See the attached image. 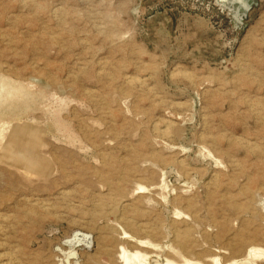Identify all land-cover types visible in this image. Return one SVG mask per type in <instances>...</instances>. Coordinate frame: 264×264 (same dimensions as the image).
<instances>
[{
	"label": "rangeland",
	"instance_id": "374dc122",
	"mask_svg": "<svg viewBox=\"0 0 264 264\" xmlns=\"http://www.w3.org/2000/svg\"><path fill=\"white\" fill-rule=\"evenodd\" d=\"M0 77V264L264 251V0H0Z\"/></svg>",
	"mask_w": 264,
	"mask_h": 264
},
{
	"label": "bare ground",
	"instance_id": "6f19581e",
	"mask_svg": "<svg viewBox=\"0 0 264 264\" xmlns=\"http://www.w3.org/2000/svg\"><path fill=\"white\" fill-rule=\"evenodd\" d=\"M8 78V77H7ZM4 79V78H3ZM0 80H1V77H0ZM5 80H6V77H5ZM10 81V80H9ZM9 83V82H8ZM132 83V82H131ZM11 84V83H10ZM13 85H15V84H13ZM16 85H19L18 83L16 84ZM15 85V86H16ZM19 87V86H18ZM22 87V86H21ZM25 87V86H24ZM23 87V88H24ZM26 88V87H25ZM24 88V92L26 91V89ZM15 88L13 87V91H15L14 90ZM19 89V88H18ZM1 90H3V91H6V93L7 94H9V95H11L12 96V94H13V97H15L16 95H19L18 93L19 92H17V90H16V92H17V94H15L14 95V92L13 91H11V90H9V88H8V86H7V84H5V83H3V82H0V104H2V103H5V99H3V97H2V93H1ZM23 89H21V92H23L22 91ZM28 91V90H27ZM27 91H26V93H27ZM13 92V93H12ZM15 92V93H16ZM30 92V91H29ZM28 92V93H29ZM25 94V96L27 95V97H28V95L29 94ZM6 94V95H7ZM23 94V95H24ZM32 94V93H31ZM31 94H30V96L29 97H31L32 99L33 98H35V97H33V95L31 96ZM8 95V96H9ZM8 96H7V98H8ZM24 96V97H25ZM12 97V98H13ZM18 97V96H17ZM27 97H25V99H24V103L23 104H25V100L26 99H28ZM5 98V97H4ZM9 100H11V98H8ZM16 99V97L14 98V100ZM19 99H21L20 98V96H19V98L18 99H16V100H19ZM30 99V98H29ZM28 99V100H29ZM31 99V100H32ZM35 100V99H34ZM12 101V100H11ZM10 101V102H11ZM20 101V100H19ZM19 101H17V102H19ZM22 101V100H21ZM14 102H12V104H13ZM16 103V102H15ZM26 103H27V100H26ZM32 103H33V100H32ZM28 104V103H27ZM31 104V103H30ZM30 104L28 105V106H30ZM16 105H17V103H16ZM13 106V105H12ZM12 106H10V109H11V107ZM27 106V105H26ZM1 107V106H0ZM5 107V106H4ZM24 107H25V105H24ZM24 107H23V109H24ZM6 108H7V106H6ZM13 108V107H12ZM28 108L29 107H25V109H27L28 110ZM2 109H4L3 108V105H2ZM8 109H9V107H8ZM22 109V108H21ZM12 110V109H11ZM7 111V110H6ZM13 111V110H12ZM9 112H10V110H9ZM12 113V112H11ZM22 113V112H21ZM23 114V113H22ZM21 114V115H22ZM2 114H0V120L1 121H3V124H5V121L3 120V117H5V116H1ZM7 116V115H6ZM10 117V116H9ZM86 124V123H85ZM3 130V129H2ZM5 130V129H4ZM28 132H31V130H28ZM28 132H27V134H28ZM170 133V132H169ZM23 137H25V133H19V134H17L16 135V137H15V140H14V142H18L19 140H21ZM31 137V136H30ZM5 137H4V134H3V132H0V139H3V143L4 144H6L7 143V141H6V139H4ZM29 138V137H28ZM27 139V138H26ZM24 140H25V138H24ZM23 140V141H24ZM22 141V142H23ZM240 142V141H239ZM18 145H20V144H18ZM30 146V145H29ZM4 147V146H3ZM16 147H17V145H16ZM15 149V148H14ZM17 150V149H16ZM28 151V150H27ZM30 152H31V150H29ZM22 152V151H21ZM28 154V153H27ZM32 154V153H31ZM30 155V154H29ZM34 165V164H33ZM63 167V166H62ZM66 170V169H65ZM248 178V177H247ZM113 180V179H112ZM105 181H106V179H105ZM106 183V182H105ZM107 183H108V181H107ZM108 184H111L110 182L108 183ZM252 185V184H251ZM246 188V187H245ZM141 189H143V187H141ZM112 190V189H111ZM119 190V189H118ZM249 190H251V189H249ZM249 192V191H248ZM251 192V191H250ZM122 194H124V193H122ZM252 194V193H251ZM114 197H115V195H114ZM116 197H117V195H116ZM231 199V198H230ZM106 201V200H105ZM109 201V200H108ZM116 202V201H115ZM112 203H113V200H112ZM197 205V204H196ZM111 206V205H110ZM116 207V206H115ZM247 209V208H246ZM241 211V210H240ZM185 233V232H184ZM111 237V236H110ZM141 238V237H140ZM189 238V237H188ZM245 239H247V238H245ZM247 241V240H246ZM157 242V241H156ZM179 242V241H178ZM194 243V242H193ZM177 244V243H176ZM181 244V243H180ZM192 244V243H191ZM251 244V243H250ZM135 245H137V244H135ZM193 245V244H192ZM138 246V245H137ZM181 246H182V244H181ZM114 248V247H113ZM116 250V249H115ZM184 250V249H183ZM188 250V249H187ZM191 251V250H190ZM115 252V251H114ZM186 252V251H185ZM189 252V251H188ZM76 254V253H75ZM188 254V253H187ZM68 256H69V254H68ZM187 256V255H186ZM73 257H74V253H73ZM113 257V256H112ZM10 258V257H9ZM120 259H121V263L120 264H150L149 263V261H148V259H149V256L148 255H143L142 253H140L139 251H135V252H133V251H129V250H127V249H125L124 247H121V252H120ZM245 259H246V263L247 264H264V251L263 250H260V249H258V248H255V247H249V249L247 250V253H246V256H245ZM214 261H215V263L216 264H220V263H218L219 262V259H218V257H214ZM166 264H169V261H167V263ZM174 264H176V263H174ZM187 264V263H186Z\"/></svg>",
	"mask_w": 264,
	"mask_h": 264
}]
</instances>
